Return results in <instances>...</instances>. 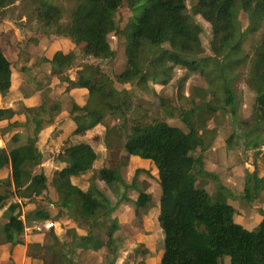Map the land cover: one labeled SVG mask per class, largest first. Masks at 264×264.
Instances as JSON below:
<instances>
[{
  "label": "trees",
  "instance_id": "1",
  "mask_svg": "<svg viewBox=\"0 0 264 264\" xmlns=\"http://www.w3.org/2000/svg\"><path fill=\"white\" fill-rule=\"evenodd\" d=\"M19 1L0 0V21ZM186 1L125 0L133 12L125 21L116 18L123 0H72L65 22H61L62 8L56 0L55 3L27 0L26 6L32 13L29 15L25 11L29 21L34 20L40 25L39 30L82 44L83 55L100 61L112 59L115 53L108 43V35L113 33L122 38L125 63L119 72L114 73L113 79L103 73L98 64L85 63L76 71V84L86 89L87 97L83 104L74 101L70 104L68 114L75 124L71 135H83L95 125L102 124L108 114L125 123L134 106L143 110L131 121L121 147L129 155L149 160L157 171L158 223L163 233V251L158 264H223L224 257H228V264H264V212L257 227L248 230L235 222L234 208L224 201L221 193L211 202L208 191L196 186L197 178L207 174L202 170L203 152L210 147L216 133V129H209L206 125L212 117L207 112L210 104L205 102V110L200 109L191 94L188 109L179 105L178 115L184 130L165 119H151L147 107L133 103V90L144 94L149 91V82L155 81L165 86L171 83L175 70L181 69L202 76L206 85L198 90L199 96L204 100L205 90L212 91L221 102L216 109L229 111L236 118V89L237 83L242 81L254 94V124L247 126L245 149L264 146V0H193L189 8ZM251 10L255 13L250 21L248 14ZM197 15L209 25L211 54L206 53L202 45L203 27L194 18ZM242 18L246 19L245 25ZM239 28L241 31L235 40ZM213 60H224L227 67L233 68L231 76L228 72L214 75ZM74 61L72 52L56 50L48 59L51 75L62 74ZM11 74V62L0 46V97L10 89ZM97 75L104 82L95 89L90 83ZM228 75L231 78L229 83ZM185 79L183 76L180 81ZM114 82L132 87L118 90ZM155 95V106L168 111L171 106L169 98ZM182 97L178 90L176 99ZM59 108L58 102L37 108L22 107V113L34 124L33 134L19 142V135L11 133L10 140L15 145L0 148V170L4 167L10 169L9 175L0 179V210L4 208L0 216V244L23 242L20 205L16 201L6 205L9 197L31 199L42 196L48 199L45 175L34 172L42 158L36 145L37 134L42 128L38 115L59 111ZM16 112L0 108V121H9ZM239 121L243 126L247 125L246 121ZM15 125V121L8 124L9 128ZM111 130L106 128L107 145ZM231 137L232 134L226 140L227 146H230ZM66 143L57 155L66 166L55 172L52 179L57 193L55 218L67 216L89 222L90 226L106 234L109 247L118 229L116 220H110L114 206L94 180L102 181L111 190L124 181L118 168L103 167L89 178L87 189L72 184L71 177L88 172L96 153L87 143ZM137 173L138 169H135L132 182ZM246 179L253 185L252 189L245 186L242 197L252 202L264 189V179L259 178L255 170L247 173ZM149 200L148 193L137 190L134 200L136 215L145 213ZM49 218L50 212L44 208L24 213L26 223ZM63 234L50 229L48 243L30 244L38 251L42 250V264H80L75 259V251L91 248L97 240L90 228L77 234L69 227Z\"/></svg>",
  "mask_w": 264,
  "mask_h": 264
},
{
  "label": "rangeland",
  "instance_id": "2",
  "mask_svg": "<svg viewBox=\"0 0 264 264\" xmlns=\"http://www.w3.org/2000/svg\"><path fill=\"white\" fill-rule=\"evenodd\" d=\"M26 1L27 0H20L16 4V6L12 7V9L9 11L8 16L4 19L5 21L2 20L4 21L8 29H5L3 27V24L1 23L2 21H0V44L7 58L11 60V70L16 81V74L19 72L21 73L20 80L22 81H18L17 86L20 82L21 85H19V87L29 91L44 88V92L40 94L41 99L38 105L47 106L49 104H52L53 102H58L57 98H52L49 95V91L51 90V88L48 85L51 83L49 80L51 78V75L45 76L41 74V76L38 77L36 76V72H42L44 67L47 68L49 63L48 59L54 53L56 49V41L61 36L42 32L41 30H39L40 25L36 21L28 20V14L31 15L32 12H30V9L26 6ZM51 1L55 3V0ZM192 1L193 0L186 1L188 8L190 7ZM56 3L62 8L61 22L67 21L68 9L72 6V0H56ZM22 4L23 7L20 13L21 18L19 20H16L15 17L18 14L19 8ZM25 10H27L28 14ZM139 10L140 9H138L137 12ZM254 13L255 12L253 10L249 12L248 15L250 21L252 19L251 16ZM132 15L133 12L126 5L125 0H123L116 11L117 20L125 21ZM194 18L203 27V32L200 35L201 42L205 48L206 53L211 54V50L209 47V41L211 37L209 25L198 15ZM242 19V23L245 25L246 19ZM13 26L20 34L18 37L19 40H16L12 35L11 30L13 29ZM240 31L241 29L239 28L235 40H238ZM258 33L254 35L256 36ZM36 38L40 40L35 42L34 39ZM108 43L115 52L114 56L112 59L100 61L90 56H84L81 51L82 44H75L67 38L59 39V50L63 52H72L75 56L73 65L65 70L62 74L57 76L60 82L65 83L63 85H66L65 88L67 91L72 86L70 75L74 76V72H76V70L80 68L77 66H81L85 63L98 64L101 71L112 79L114 73L119 72L124 67L125 56L123 54L122 38L111 33L108 35ZM211 68L214 75L227 74L226 72H228L231 76V74L233 73V68L227 67L224 60H213L211 63ZM183 76H186L184 82H182L183 79L182 81H180ZM230 76H227L228 83L231 80ZM158 82L159 81L151 82L149 91L144 94L138 93L135 90H133L134 92L132 93L134 105H141L145 108L147 107L148 117H150L151 119H165L168 123L180 126L184 130H186L183 122L178 115V108L180 105L184 109H188V107L190 106L189 99L191 98L189 96H191L192 94L194 102L201 107L200 109L205 110V102H208L210 104V106L207 108V112L211 113L212 117L209 118L206 122L207 127L209 129H217L220 124H223L224 122L227 123L228 127L226 126V129L227 131H229L228 137L231 134L232 137L230 146H227L226 142L228 137L225 140V145L228 149L231 148L230 150L232 151H235V149L238 148L242 150V155H244L245 157L247 156L244 150H248L245 149L246 133L248 131L247 126L250 127L254 124V94L247 88V86L243 84L242 81L237 83L236 89L238 99L236 106V118H233L229 111L223 112L216 109V106H219L221 102L212 91L207 89L205 90L204 100L199 96L198 90H200V88H204L206 83L204 78L198 73H191L186 72L185 70L177 69L175 70L171 83L157 88L158 93L165 97H168L169 102H171V106L168 111L155 106L156 95L153 85H155L156 87L159 84ZM117 86L118 90L122 88L128 89L132 87L130 84H126L125 87L118 84ZM178 90H180V92L183 94V97L176 99ZM53 94L56 95L55 93ZM71 102H73V100L69 101L70 104ZM141 111L143 110H141L140 107L134 106L128 113V119L124 121L125 123H123L121 118H118L116 122V117L112 114H108L104 119V122L101 124L105 127V135L103 139L100 137H92V133H87V135L83 137V139H86V141H89V143H91V147L96 153V159L94 160L95 163L93 162L95 164L94 167H97V169L108 166L112 168H118L122 181H124V184L117 183V187L113 186L114 188L112 190L108 185L101 181L103 185L100 190L107 198L111 200V204L114 206L113 212L110 216V220L114 219L118 224V229L113 234V242L110 243L109 247H107L109 241L106 234L103 231L99 232L96 228L90 226L89 222L75 218H68L67 216H62L61 218H58L59 220L49 219L50 221H55L56 224L55 228L53 229L56 232H62V235H64V229L69 227L74 228L77 234H83L90 228L91 231H93V233L96 235L95 237L97 238V240L94 242L93 247L86 250L77 249L75 251V259L77 258L80 264H105L106 262L110 264H158L159 262L160 255L163 251V233L158 223L159 186L156 179V168L152 163H149L152 164L150 165L151 168H142L143 166L148 165V163L147 165L146 163H144L146 162V159L143 160L138 156L129 155L124 151L123 147H121L122 141L124 142V137L129 132L131 121L135 117H137ZM18 113H22L21 107H19ZM52 114L53 112H42L38 115V117L41 118L42 121H47L48 119H52ZM32 115L33 114H30V116ZM239 120L246 121L247 125L243 126L242 124H240ZM9 122L10 121L0 122V138H2L3 142L5 143L4 147L6 148L15 145V143L10 140V135L13 131H15V129H18L16 128L18 125H15L13 128H9ZM24 123L26 124V126L22 131V135L24 137L31 136L33 134L34 124L31 121L29 123ZM42 125L44 124L42 123ZM106 128H108V130L112 129L107 136L109 141L111 140L110 145H106L105 142ZM71 143L75 144L76 142ZM66 144L67 143L65 141L62 146L60 144L57 147V151L55 149H52L53 151H51L50 153H46L45 155L52 156L54 160L57 159L58 152H60L61 148H64ZM110 149L112 151H108ZM114 149H116V152ZM104 150L105 154L108 155L107 161L105 162V164H101V161L104 157ZM257 150L253 152L252 156L254 165L256 164V166L258 165L257 163H255V158H261V156H259V153H261V151ZM227 161L228 158L225 160V162L227 163ZM262 161L264 164V158H262ZM130 163H132L134 166L138 165L139 167H141V169L137 167L129 168ZM214 165H216V167L203 165L202 170L207 174H203V176L197 178L196 186L203 187L208 191L211 202H214L217 198V195L221 193L224 197V201H226V203L228 204H231L237 209V212H235L233 216L235 222L244 226V228L246 227L248 229H255L262 219L264 210L262 211V209L259 207H253L252 202H247L242 197L245 186H247L249 189H252L253 184L248 181L247 184L246 174L244 179H242L241 181L237 179V176H234V174L239 170L236 165L228 164L227 168L225 169H223L222 165ZM136 168L138 169V173L136 175V180L132 182L131 179ZM261 168H264V165L261 166ZM94 175L95 173H93L91 176ZM85 178L87 179V177ZM141 178L144 179L140 181ZM239 184L242 186V192L237 188V185ZM141 189L148 193L150 196V200L144 208L146 214L145 222L142 221V216L135 214L134 206V200L136 199L137 190ZM105 190H108L109 193L107 194ZM124 194L126 196L125 199H123ZM12 198L13 196L9 197L6 202H10ZM30 200L34 201L35 198L32 197ZM129 200L131 201V204L133 206L131 218L123 217V220L119 224L118 220L116 219V211L120 209V207L126 205V202ZM42 201L47 203V200L45 199H42ZM35 208L43 207L36 206ZM25 224L31 225L32 221H29L28 223L24 222V225ZM49 232L50 230H43L33 233L32 237L27 235L28 240H25L24 235H22L21 239H23V242L19 243L20 247L18 249V252L21 251V256L17 258L18 264L20 259L23 260L22 264H42V250L38 251V249L30 247V244L48 243L50 241L48 235ZM225 260H227L228 262V257H224L223 261Z\"/></svg>",
  "mask_w": 264,
  "mask_h": 264
},
{
  "label": "crops",
  "instance_id": "3",
  "mask_svg": "<svg viewBox=\"0 0 264 264\" xmlns=\"http://www.w3.org/2000/svg\"><path fill=\"white\" fill-rule=\"evenodd\" d=\"M4 21H2L1 23L3 24V27L5 29H8L6 27ZM11 32H12V35L15 37V39L19 40L18 37L20 34L14 26H13V29L11 30ZM62 38H64V37L61 36L57 39L55 51L59 50L58 43H59V39H62ZM34 40H35V42H37L40 39L36 38ZM0 46H1V44H0ZM2 50H3V48H2ZM4 54H5V52H4ZM10 62H11V60H10ZM77 67L81 68V66H77ZM79 69H77V70H79ZM75 73L76 72H74V76L70 75V81H71V84L73 87L71 86L67 91L65 88L66 85H63L65 83L60 82L57 76L51 75L49 63H48L47 68L46 67L43 68L42 72H36V76H38V77H40L41 74L45 75V76L51 75V78L49 79L51 83L48 85L51 88V90L49 91L50 92L49 95L52 98H57V101H58L60 108H59V111L53 112L52 119H48L47 121H41V123H43L44 125H42V128L40 129V131L37 134L36 145L40 150L42 158H41V163L35 168L34 172H36V173L42 172L46 177V185H47L46 194L48 197L47 203L42 201V199H43L42 196L35 197L34 201H32L30 199L18 198L16 196H13L12 200H10V202L16 201L19 203L20 210H21L20 219L23 221V223H24V212L31 210V209H34L36 206H41L44 209H47L50 212V218L49 219H57V218H55L56 217L55 216L56 215L55 202L57 200V193H56L55 188L53 186L52 179L54 177L55 172H57L61 168L65 167L66 163L60 161L59 159L54 160V158L52 156L45 155V154L53 151L52 149H55L57 151L58 150L57 147L60 144L62 146L65 141H68L69 143H71V142L79 143V142H83L85 140L84 141L85 143L92 146L91 143H89V141H86V139H83V137L86 136L87 133H92V137H94V138H99V137L102 139L104 138L105 127L102 126L101 124L95 125L91 129L87 130L83 135H71V132L75 127V124L71 120V118L69 117V114H68V109L70 107L69 101L73 100L74 102H76L78 104H83L85 102L86 97H87L86 89L83 87H80L79 85L76 84ZM16 76H17L16 77L17 81L13 77V72H12L10 89H9L7 94L0 97V108L1 109L9 108V109H12L14 111H17L9 121L10 122H13V121L16 122V125H18L16 128H18V129H15V131H13L12 133H14V132L17 133L20 137L19 142H23L27 138V136L24 137L22 135V133H23L22 131L25 129V126H26V124L24 122L29 123L31 120H30V118L27 119L24 113H18L19 107H21V108L22 107H33V108L39 107L38 104H39L40 99H41L40 94L44 92V88H41L38 90L35 89V90H31V91L20 88L19 85H21V83L19 82L18 86H17V83H18V81H22V80H20L21 79V73L20 72L17 73ZM99 76L100 75H97L92 80V82L90 83L92 88L97 89L103 85L104 79L99 77ZM150 83L151 82H149V89H150ZM117 84L121 85L123 87H125V85H126V84H120V83L114 82V87L116 89H118ZM153 87L155 88V94H159L157 88L163 87V85L158 84L156 87H155V85H153ZM53 93H55L56 95H54ZM159 95H161V94H159ZM153 100H154V98H153ZM66 101H67V103H66ZM2 121H5V120H1L0 122H2ZM116 122H117V119H116ZM226 126H227V123L224 122L223 124H220L219 127H217L215 136L213 138V141H212L210 147H208L203 152V165L216 167V165H214V164H219V165L223 166V169L227 168L228 164L236 165L239 168V170L237 173L234 174V176H237V179L239 181L244 179L245 174L252 173L254 170L256 171L257 176L259 178L264 179V168H261V166L264 165L263 161H262V158H264V154L262 153V152H264V146H262L258 150L257 149L244 150L245 154L247 155L246 157L244 155H242V150H240L238 148L235 149V151L230 150L231 148L228 149L227 146L225 145V140L229 135V131H227ZM24 134H25V132H24ZM110 143H111V140L109 141L108 145H110ZM0 145H1L0 148L5 146V143L3 142L2 138H0ZM116 149H114L115 152H116ZM62 150H63V148H61L60 152H62ZM255 150L261 151V153H259V156H261V158H258V159L255 158V160H256L255 163H257L258 166H256V164L254 165V162L252 159L253 152ZM108 151H112V150L110 149ZM107 156L108 155L105 154V150H104V157H103V160L101 161V164H105V162L107 161ZM227 158H228V161L226 163L225 160ZM143 160H145V159H143ZM136 161H139V160H136ZM94 163H95V161H94ZM94 163H93L92 167L88 170L87 173H85L83 175L71 177L70 178L71 183L80 187L83 190L87 189V187L89 185V178L92 177L91 175L93 173L96 174L97 171L100 169V168L97 169V167H94V165H95ZM144 163H146V165L148 163V165L143 166L142 168H147V167L151 168L150 165H152V164H149V163H151L149 160H146V162H144ZM129 166H130L129 168L137 167V168L141 169V167H139L138 165L134 166L132 163H130ZM37 168H38V170H37ZM108 168H112V167L108 166ZM9 172H10L9 167H4L3 169H1L0 170V179L6 178L9 175ZM156 173H157V171H156ZM85 177H87V179ZM142 179H144V178H141L140 181H142ZM156 179H157V176H156ZM94 182L97 185V187L99 189H101L103 183L97 179H95ZM237 188L241 192L243 191L242 186L240 184L237 185ZM105 192L107 194L109 193L108 190H105ZM10 202H6V205H8ZM252 204H253V207H259L262 209V211L264 210V189L259 192V196L252 201ZM232 207L234 208V214H235V212H237V209L234 206H232ZM3 210H4V208L0 210V216L3 212ZM15 212L17 213L18 210H16ZM132 212H133V206L131 204V201L129 200L126 202V205H124L123 207H120V209H118L116 211V214H117L116 219L118 220L119 224L123 220V217H128V218L130 217L131 218ZM145 219H146V214L143 213L142 221L145 222ZM246 229H248V228H246ZM248 230H251V229H248ZM116 231H117V229H116ZM24 239L28 240L27 237H24ZM19 247H20L19 244H10V243L0 244V264H18L17 258H19L21 256V254H20L21 251L18 252ZM22 261L23 260L20 259L19 264H22ZM223 264H228L227 260H225Z\"/></svg>",
  "mask_w": 264,
  "mask_h": 264
},
{
  "label": "built area",
  "instance_id": "4",
  "mask_svg": "<svg viewBox=\"0 0 264 264\" xmlns=\"http://www.w3.org/2000/svg\"><path fill=\"white\" fill-rule=\"evenodd\" d=\"M55 222L50 221L49 219L44 220H32L31 225H24L23 233L24 237H27V235L32 236L35 232H40L43 230L49 231L50 229L55 228Z\"/></svg>",
  "mask_w": 264,
  "mask_h": 264
},
{
  "label": "water",
  "instance_id": "5",
  "mask_svg": "<svg viewBox=\"0 0 264 264\" xmlns=\"http://www.w3.org/2000/svg\"><path fill=\"white\" fill-rule=\"evenodd\" d=\"M22 7H23V4L20 6L19 11H18V14L15 17L16 20H19L21 18L20 13H21ZM13 240L15 241V236H14Z\"/></svg>",
  "mask_w": 264,
  "mask_h": 264
}]
</instances>
